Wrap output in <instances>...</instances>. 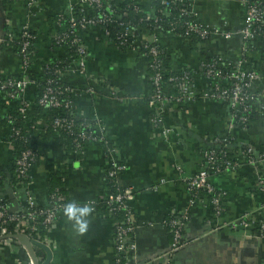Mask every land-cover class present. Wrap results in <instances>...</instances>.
<instances>
[{"label":"crops","instance_id":"0c3cea01","mask_svg":"<svg viewBox=\"0 0 264 264\" xmlns=\"http://www.w3.org/2000/svg\"><path fill=\"white\" fill-rule=\"evenodd\" d=\"M78 0H39V5L27 8L26 0H0V34L6 33L9 24L15 32L27 20L30 30L38 34L35 49L37 55L49 57V36L54 37L49 19L51 15H68L71 3ZM144 12L153 16L150 0H141ZM191 8L199 22L212 29L226 28L233 32L231 39L208 38L189 45V41L172 35L158 34L165 49L167 66L172 71H190L198 98L183 106L170 104L164 111V128L167 135L153 124V108L148 102L151 92L147 76L149 62L145 56L123 55L103 36L101 29L83 30L79 33L87 50L88 75L105 79L117 92L111 98L105 93L74 96L72 106L79 119L95 121L103 127L97 134L107 142H94L80 157L63 160L56 136L46 134L38 125L35 137L40 158L30 173L28 190L37 207L47 206V190L52 175L62 174V189L69 202H99L107 194L103 183L106 169L113 165L124 166V184L134 191L133 213L137 227L133 235L136 244L134 260L137 264H159L155 261L166 253L172 238L165 221L168 216L188 214L184 227L187 245L177 252L172 264H264V237L253 228H245L239 219L247 214L264 218V192L258 187L259 177L264 178V162L254 167L236 154L237 167L222 175L210 174L209 182L217 190L226 193L221 221L218 228L208 200L190 205L191 193L188 181L206 166L205 154L217 138L233 140L231 152L242 147L252 148L257 155H264V115L262 102L253 106L257 117L245 129L235 127L232 112L223 102L204 98L211 82L203 76L202 62L219 57L222 63L237 64L242 58V37L246 17L245 0H193ZM82 14L89 16V8ZM8 27V28H7ZM51 31V32H50ZM152 34L142 31L139 44L149 40ZM245 68L264 75V37L256 36L250 42ZM53 57L70 60L67 49H60ZM71 65V66H70ZM76 62H69L63 82L73 88L86 87L89 81L78 74ZM38 68L33 66L29 74L36 77ZM0 74L19 79L23 69L16 49L0 42ZM252 92L264 97V79L253 83ZM168 96L177 94L172 86L165 87ZM32 90L27 98L31 101ZM15 110L0 94V177L5 174L0 200L7 202L9 212L17 213L26 200V193L14 195L11 182L14 172L9 165L15 157L8 143L2 141L8 129L3 125L5 115ZM100 126V127H101ZM108 149L114 150L110 153ZM105 220L95 210L88 217V230L77 234L72 222L62 212L54 226L42 231L49 244L53 259L50 264H114V224ZM219 224V223H218ZM40 264L47 259L44 250L35 249ZM137 259V260H136ZM0 264H35L22 247L8 246L0 242Z\"/></svg>","mask_w":264,"mask_h":264},{"label":"built area","instance_id":"2783aa9c","mask_svg":"<svg viewBox=\"0 0 264 264\" xmlns=\"http://www.w3.org/2000/svg\"><path fill=\"white\" fill-rule=\"evenodd\" d=\"M192 1L193 0H162V4L169 7L171 4L178 2L181 4L189 3L191 6ZM109 2L110 1L108 0H78L75 3L70 4L68 17L74 30H71L70 34L66 32L62 35H55L54 39L59 45L68 43L69 40L71 46L73 48L76 47L79 59L72 62H76L77 67H79L77 70L78 74L86 77L89 83L86 87L77 89L69 85L70 87H67L64 90L62 88L56 89L52 88V86H48L39 101V105L45 110H61L60 107L68 108L69 105H63L59 100V97L63 95V92H70L73 96L84 94L94 96L98 93H105L111 98L118 97L117 92L112 88L109 82L105 85L102 84L101 79H94L92 76L88 75L86 69L88 62L87 50L79 37V33L83 30L99 29V27L108 21L117 22V20L122 21L125 18V15L117 16V12L114 11L113 6ZM26 4L28 9H32L33 7L39 5V0H26ZM245 5V24L239 32V35L242 37V58L236 64L235 70H233L230 75L225 77L220 70L216 69V64L203 66V76L211 82V86L208 92L204 95V98L211 101L223 102L229 106L233 119L231 129H234L237 125H240L245 129L251 122L247 115L253 111V106L255 104H259V100L264 98L253 93L251 90L253 83L261 78L264 79V76L259 75L256 71L245 68L246 56L250 49V42L258 36L257 27L260 25L264 26V0H245ZM85 7L89 8L91 11L89 16L82 14V9ZM186 13L191 14L197 19V16L191 7L188 11H185V14ZM165 14L168 13L166 12ZM151 18L153 17L148 16L147 19L150 20ZM28 22L29 21L27 20L26 24L18 29L19 36L14 30H11V24H9L11 29L7 27V32L0 34V42L3 44H9L6 41V38L11 41L21 42V49L19 50L18 58L22 64L23 77L13 79L4 77L0 74V94L4 96V99L7 102H11L13 104L15 102H20L19 108L15 107L16 111L14 110L19 118H26L34 111V106L27 98V95L29 90H32V94L37 91L35 77H32L29 74L31 69L30 66L34 61L31 57V42L36 38L30 30ZM188 29L189 32L197 34L202 40L216 37H222L229 40L234 35L233 32L226 28L214 27L209 29L201 23L200 25L189 24ZM128 31L129 30H127V32ZM102 33L105 38L108 36L107 31H102ZM139 34L137 33L138 36L136 39L138 44L141 39H139ZM189 35L190 34H188L185 39L189 40ZM159 39L158 33H153L149 40H145L144 43L139 45H143L145 49H149V54L153 59L150 63V68L154 71V77L151 80L153 89H151L149 94V102L154 112L152 121L155 127L161 128L163 130V134L167 135L170 133V130L164 128L163 117L167 106L170 104H178L181 106L190 104L193 103L198 96L195 92L192 75L189 71L181 70V75L178 78H170L166 84L161 82V69L166 63V52L162 48ZM219 61H221L220 58ZM68 69L69 67L65 71L57 70L55 74L63 81L62 77ZM168 85L176 89V95L168 96L165 93V87ZM261 104L262 114L264 115L263 102ZM241 111L244 115L239 116L238 112ZM55 115L58 117L54 122V126L56 128H64L70 132L74 123L64 118V114L60 111H55ZM7 116L8 114L5 115V117ZM41 124L42 123L39 122L38 125ZM100 126V124H96L94 126V131L97 127H99L102 132L103 127ZM76 136V153L62 152V155L66 154L69 157L80 158L86 152V143L89 141L92 143L99 141L103 144H107L103 137H100L97 132L96 136H93L92 134H87L85 131H82ZM222 140V142H228L227 138H223ZM219 142L220 140H215L213 142L214 148L205 154V168L200 170L194 178L188 181V186L191 193L190 205L192 206L197 202H202V198L208 200L210 206L212 207L217 226L219 225L218 228H221L226 225L221 221L223 214V201L226 193L215 189L209 182V176L210 174L222 175L226 172L229 173L237 167V163L232 160H225L224 157L227 154L225 151L222 155H219L220 157L218 156L216 149L219 148L217 145ZM8 144L12 150V145L10 143ZM227 147L230 148V145H227ZM108 150L110 153L114 152L112 149ZM240 155L244 158V160L247 158L248 164L253 165L254 167L257 166V163L261 164L264 162V155H257L256 152L249 147L246 153H241ZM35 163V155L31 151H26L22 153L20 157H15L16 171L14 173V178L17 179L18 182L15 185H11V187L14 195L17 197H19L21 191L24 190L26 193V200L22 202V206L18 212L14 214L9 212L8 204L3 203V200H0V238L13 234H25L31 241L44 244L50 248L49 244H47V241L42 236V231H47L54 226L58 219V214L62 212V208L66 203H68V200L65 196L56 193L51 197V202H49V205L47 204L46 207L40 208L36 206L35 198L32 197L28 190L30 173ZM124 171V166L113 165L112 167L106 169L103 179L107 176L116 179L120 178L121 180ZM1 183L2 181L0 177V184ZM258 187L264 192V178L262 176L259 177ZM115 188L116 193L106 195L101 199V201L104 202L105 207L102 208V212L100 213L105 220H111L110 218L113 213L116 214L122 212L124 216L121 223H117L113 220L111 221L114 224V264H137L134 260L136 244L133 241V235L137 227L132 208L134 191L132 188H124L121 184H117ZM209 197H211V199H209ZM97 203L98 202H94L90 204L93 207V210H95L94 207ZM188 219V214H183L177 217L173 216L169 222L164 223L165 229H167L168 233L172 237V244L171 248L166 253L157 258L155 261L156 263L172 264L175 254L187 245L189 241L185 238L184 227ZM239 222L245 228L251 227L254 230H258V232L264 237V218H257L247 214L242 216L239 219ZM11 226H13V230L10 232L9 228H11ZM6 243L8 246H19L16 241L12 240H7Z\"/></svg>","mask_w":264,"mask_h":264},{"label":"trees","instance_id":"16d2710c","mask_svg":"<svg viewBox=\"0 0 264 264\" xmlns=\"http://www.w3.org/2000/svg\"><path fill=\"white\" fill-rule=\"evenodd\" d=\"M109 3L113 6L114 11L117 12V16L125 15V18L122 21H108L99 29L102 31H107L108 36L106 37L107 41L113 45L120 54L127 55V54H136L138 56H145L148 59L149 67H148V79L150 82V88L153 89L151 85V80L154 77V71L150 68V63L152 62V57L149 54V49H145L143 45H139L136 42L137 33H141L142 31H149L151 34L158 33L162 35H172L177 38L185 39L188 34V41L189 45L195 42L203 41L197 34L193 32H189L188 25H200L199 21L196 17L192 16L191 14H185V11L190 9V4H181L175 3L171 4L169 7H166L162 4V0H150L151 11L153 12V18L148 20V15L144 12V7L141 4V0H108ZM168 14H165V13ZM105 14V13H104ZM49 25L51 26V31H55L54 36L62 35L63 33L68 32L71 33L72 28L71 23L69 22L68 15H51L49 19ZM127 30H129L127 32ZM50 31V32H51ZM19 32V31H18ZM79 32V31H78ZM17 33V31H16ZM257 35L264 37V26L260 25L257 27ZM18 34V33H17ZM33 36H35V40L31 42V57L34 60L31 64V68L36 66L38 68L37 75L35 77L36 80V87L37 91L33 93L31 96V102L34 106V111L31 112L26 118H19L16 114V110H12L8 113L7 117H4L2 120L3 125L8 129V132L2 139V141L6 143H10L12 145V153L14 157H20V155L26 151H31L35 155L36 161L39 160L40 152L37 139L35 137V131L38 129L39 122L42 123L41 130L46 132V134L56 136L59 142V147L62 152L67 153H76L77 145H76V138L77 134L85 131L87 134H92L96 136V132L94 131V126L96 125L95 121H87L79 119L72 106L74 96L70 94V92H63V95L59 97V100L63 105H69L68 108L60 107L61 110H45L39 105V101L44 94L45 90L48 86H52V88H62L63 90L67 87H70L67 83L63 82L55 73L57 70L65 71L69 67V62L76 61L79 59L78 54L76 52V47H72L70 41L65 44H57V41L52 37V35H48L50 41V54L49 57L46 59H42L37 53L35 52V43L38 39V34L32 32ZM19 36V34H18ZM71 36V35H70ZM187 40V39H186ZM6 41L9 43L10 46L16 49L17 56L19 55V50L21 49V42L20 41H11L6 38ZM67 49L69 52L70 60L65 58H58L53 57L55 52L60 49ZM163 48V47H162ZM164 49V48H163ZM252 50V48H250ZM165 50V49H164ZM21 56V55H20ZM167 56V55H166ZM165 56V62L167 63V59ZM19 57V56H18ZM161 69L162 72V83H167L170 78H178L181 75V72L172 71L168 68L167 64ZM216 64V69L220 70L223 76H228L235 70L236 65L233 63H222L219 61V57L208 58L202 62L201 71L204 73V65H212ZM250 70V69H248ZM190 72V71H189ZM101 79V78H100ZM102 84H108V81L105 79H101ZM176 90V89H175ZM4 98V96H2ZM150 99L148 98V102ZM15 107L19 108L20 102L14 103ZM55 111H60L63 113V117L68 119L70 122L74 123L72 130L69 132L64 128H56L54 126V122L58 116L55 115ZM237 114V112H236ZM239 116L244 115V113L238 112ZM257 113L251 112L247 116L250 118V121L254 120L257 117ZM250 124V123H249ZM248 124V126H249ZM247 126V127H248ZM237 127L243 128L240 125ZM246 127V128H247ZM244 129V128H243ZM223 138H217L215 140H220L217 143L218 147L216 152L219 155L225 151L227 152L226 156L224 157L225 160H232L236 162L234 156L238 153H246L248 147L240 148V151L231 152V145L233 144V140L228 137L227 143L222 142ZM214 140V141H215ZM92 142L86 143V146L89 147ZM230 145V148L227 147ZM229 151V152H228ZM68 155H63V160L66 161L68 159ZM220 157V156H219ZM15 159V158H14ZM220 161V159H219ZM247 158H245V162H247ZM257 168L259 167L260 163L256 164ZM9 171L14 172L16 171L15 162L10 163ZM227 173V172H226ZM0 184V191L3 187V180H6L5 174L1 175ZM62 174L57 173L52 175L51 180L49 181L48 190H47V204L51 202V197L59 193L65 196L68 200L67 195L62 189ZM18 182L17 179L13 178L11 184L15 185ZM104 186L107 190V195H112L116 193L115 186L117 184H121L124 188H129L124 184V181L120 178H110L105 176L103 179ZM204 194V193H203ZM211 199V197H209ZM6 203L7 202H4ZM25 207V205H24ZM104 206V202L99 201L95 205V211L100 214L102 212V208ZM41 208V207H40ZM224 208V206H223ZM173 216H168L165 222H169ZM111 220L121 223L124 219L123 213H113ZM9 228L10 232L13 230ZM114 232V231H113ZM114 235V234H113ZM170 235V234H169ZM171 236V235H170ZM172 238V237H171ZM124 263V262H123Z\"/></svg>","mask_w":264,"mask_h":264},{"label":"clouds","instance_id":"9594fccd","mask_svg":"<svg viewBox=\"0 0 264 264\" xmlns=\"http://www.w3.org/2000/svg\"><path fill=\"white\" fill-rule=\"evenodd\" d=\"M93 212L89 203L69 202L62 208V214L72 222L73 230L77 234H84L88 230V217Z\"/></svg>","mask_w":264,"mask_h":264},{"label":"water","instance_id":"95a60500","mask_svg":"<svg viewBox=\"0 0 264 264\" xmlns=\"http://www.w3.org/2000/svg\"><path fill=\"white\" fill-rule=\"evenodd\" d=\"M7 240L16 241L20 246H22L28 252L29 256L31 257V259L35 264H40L36 257V252H35L36 248L44 250L47 254V259L42 264H50L53 259L52 252L49 250V248L46 245L35 241H31L30 238L25 234H13L0 238V242Z\"/></svg>","mask_w":264,"mask_h":264},{"label":"rangeland","instance_id":"374dc122","mask_svg":"<svg viewBox=\"0 0 264 264\" xmlns=\"http://www.w3.org/2000/svg\"><path fill=\"white\" fill-rule=\"evenodd\" d=\"M259 75H261V76H264L263 74H260V73H258ZM264 106V105H263Z\"/></svg>","mask_w":264,"mask_h":264}]
</instances>
